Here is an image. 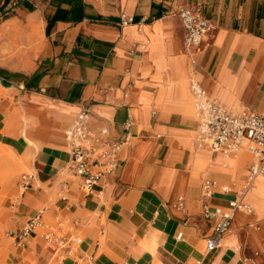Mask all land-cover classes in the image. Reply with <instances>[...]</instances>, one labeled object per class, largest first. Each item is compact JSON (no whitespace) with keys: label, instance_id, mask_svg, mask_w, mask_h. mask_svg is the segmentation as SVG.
I'll return each instance as SVG.
<instances>
[{"label":"crops","instance_id":"crops-1","mask_svg":"<svg viewBox=\"0 0 264 264\" xmlns=\"http://www.w3.org/2000/svg\"><path fill=\"white\" fill-rule=\"evenodd\" d=\"M191 7L212 26L196 67L178 16ZM194 79L228 107L264 113V0H0V264H264V232L244 224L260 203L254 188L241 194L254 158L198 145ZM86 108L91 129L125 142L91 195L65 139ZM206 181L211 210L237 199L253 208L211 253ZM40 213L26 247L13 243ZM62 235L83 243L64 249Z\"/></svg>","mask_w":264,"mask_h":264},{"label":"built area","instance_id":"built-area-1","mask_svg":"<svg viewBox=\"0 0 264 264\" xmlns=\"http://www.w3.org/2000/svg\"><path fill=\"white\" fill-rule=\"evenodd\" d=\"M178 16L185 30L184 44L190 57L192 66L196 67V55L200 52L204 38L210 33L212 26L201 8H181ZM133 20L122 17V24L127 25ZM191 90L196 99L195 115L199 124L197 142L200 147L211 149L227 158L236 156L241 151L251 154L254 161L249 169L247 180L241 191L242 195L249 193L259 177L264 175V113H256L250 108H231L218 100L212 99L206 90L195 79L191 83ZM131 124L126 123V130ZM65 139L70 148V169L81 180L85 195H91L100 182L112 175L120 163V156L125 142L111 136L108 129L98 131L90 128V112L83 109L79 112L67 130ZM128 138L126 139V141ZM33 176H22L21 186H31ZM203 216L207 220H214L212 234L206 238L208 253L221 247L224 238L229 234L236 214L244 211L253 214V208L237 199L230 202L228 210H211L210 199L214 194V185L206 181L203 185ZM225 192L230 190L224 188ZM66 200V198H64ZM40 213L29 220L14 236L20 247H26L29 238L41 227ZM52 227H48L45 238H54ZM83 243L80 236L62 235V248L76 249Z\"/></svg>","mask_w":264,"mask_h":264},{"label":"rangeland","instance_id":"rangeland-1","mask_svg":"<svg viewBox=\"0 0 264 264\" xmlns=\"http://www.w3.org/2000/svg\"><path fill=\"white\" fill-rule=\"evenodd\" d=\"M247 171L248 170H246L245 169V171L241 174L242 176H243V179L246 177V175H247ZM26 174H29V173H26V172H23V173H20V175H19V181H20V184H21V179H22V176L23 175H26ZM258 181V186H259V184L260 185H262L261 183V181H264V175H262L261 177H259V179L257 180ZM242 182H243V180H242ZM242 184V183H241ZM258 187L256 186V187H254V189L251 191V197H254L255 199H256V201H259V203H260V205H257L256 203H255V201L253 202V206H254V208H255V215H253V216H251V217H248V220H246L245 222H244V224H246L247 222H255V223H257L256 225L259 227V228H261V230L260 231H258L257 229H256V231H258V232H264V195H259L258 197H256L255 195H256V193H257V189ZM1 198V197H0ZM0 206H1V203H0ZM255 228V227H254ZM39 233L40 234H43V229H40L39 230ZM14 235V234H13ZM12 235V236H13ZM59 236H61V234H58ZM0 238L1 239H3V238H5V234H0ZM263 238H264V234H263ZM13 243H15V240L14 239H12L11 240Z\"/></svg>","mask_w":264,"mask_h":264},{"label":"bare ground","instance_id":"bare-ground-1","mask_svg":"<svg viewBox=\"0 0 264 264\" xmlns=\"http://www.w3.org/2000/svg\"><path fill=\"white\" fill-rule=\"evenodd\" d=\"M258 181L256 182V185H257Z\"/></svg>","mask_w":264,"mask_h":264}]
</instances>
